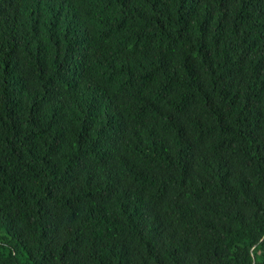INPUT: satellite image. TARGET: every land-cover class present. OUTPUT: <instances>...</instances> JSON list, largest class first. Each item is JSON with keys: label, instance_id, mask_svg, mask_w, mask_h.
<instances>
[{"label": "trees", "instance_id": "16d2710c", "mask_svg": "<svg viewBox=\"0 0 264 264\" xmlns=\"http://www.w3.org/2000/svg\"><path fill=\"white\" fill-rule=\"evenodd\" d=\"M0 264H264V0H0Z\"/></svg>", "mask_w": 264, "mask_h": 264}]
</instances>
